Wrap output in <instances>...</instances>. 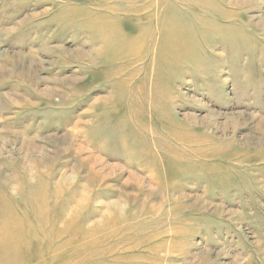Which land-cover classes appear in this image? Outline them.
Wrapping results in <instances>:
<instances>
[{
	"label": "rangeland",
	"instance_id": "1",
	"mask_svg": "<svg viewBox=\"0 0 264 264\" xmlns=\"http://www.w3.org/2000/svg\"><path fill=\"white\" fill-rule=\"evenodd\" d=\"M0 264H264V0H0Z\"/></svg>",
	"mask_w": 264,
	"mask_h": 264
},
{
	"label": "bare ground",
	"instance_id": "2",
	"mask_svg": "<svg viewBox=\"0 0 264 264\" xmlns=\"http://www.w3.org/2000/svg\"><path fill=\"white\" fill-rule=\"evenodd\" d=\"M130 77H133V75H131ZM133 78H131V79H133ZM156 143H157V146L164 147V145L162 144L163 143L162 141H157Z\"/></svg>",
	"mask_w": 264,
	"mask_h": 264
}]
</instances>
